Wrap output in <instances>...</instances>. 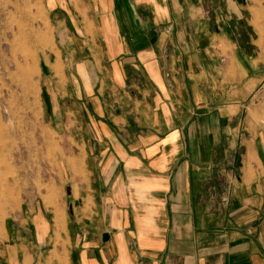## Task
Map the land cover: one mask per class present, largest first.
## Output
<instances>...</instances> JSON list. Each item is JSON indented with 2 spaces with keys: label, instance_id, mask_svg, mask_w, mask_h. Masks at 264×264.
Instances as JSON below:
<instances>
[{
  "label": "crops",
  "instance_id": "crops-1",
  "mask_svg": "<svg viewBox=\"0 0 264 264\" xmlns=\"http://www.w3.org/2000/svg\"><path fill=\"white\" fill-rule=\"evenodd\" d=\"M45 5L83 175L0 264H264V0Z\"/></svg>",
  "mask_w": 264,
  "mask_h": 264
},
{
  "label": "rangeland",
  "instance_id": "rangeland-1",
  "mask_svg": "<svg viewBox=\"0 0 264 264\" xmlns=\"http://www.w3.org/2000/svg\"><path fill=\"white\" fill-rule=\"evenodd\" d=\"M53 25L45 0H0V246L33 240L34 207L63 213L62 184L83 175L74 151L86 126L59 71ZM63 220L55 215L56 226Z\"/></svg>",
  "mask_w": 264,
  "mask_h": 264
}]
</instances>
